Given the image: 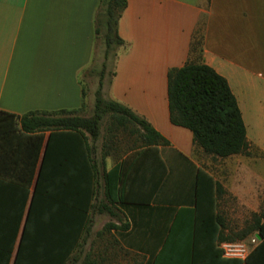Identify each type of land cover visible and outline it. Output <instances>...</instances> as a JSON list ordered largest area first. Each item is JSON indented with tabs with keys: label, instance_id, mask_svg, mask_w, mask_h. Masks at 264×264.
Returning <instances> with one entry per match:
<instances>
[{
	"label": "crops",
	"instance_id": "crops-1",
	"mask_svg": "<svg viewBox=\"0 0 264 264\" xmlns=\"http://www.w3.org/2000/svg\"><path fill=\"white\" fill-rule=\"evenodd\" d=\"M127 1L119 33L129 47L114 63L106 99L145 118L169 145L158 148L167 168L160 186L157 175L147 183L136 153L119 161L112 154L106 158L108 170L125 163L127 174L137 178L129 180V196L149 199L146 206L123 209L130 228L119 232V241L142 258L140 264H152L160 252L165 255L157 264H244L218 255L221 245L187 256L181 243L174 260L166 261L170 248L166 251L164 244L178 211L195 208L199 170L221 183L238 205L250 206L254 215L264 210V0ZM99 5L100 0H0V159L6 154V137L15 135L2 121V113L80 111L87 103L82 74L99 54L95 38ZM200 35L201 62L228 82L252 147L250 156H233L241 164L229 174L245 171L244 179L251 175V187L242 179L232 187L207 169V155L194 145L192 132L170 121L168 73L195 58L191 46ZM101 141L94 155L100 166ZM13 148L11 142L9 150ZM246 194L251 201L245 200ZM20 235L21 230L18 239Z\"/></svg>",
	"mask_w": 264,
	"mask_h": 264
},
{
	"label": "trees",
	"instance_id": "trees-1",
	"mask_svg": "<svg viewBox=\"0 0 264 264\" xmlns=\"http://www.w3.org/2000/svg\"><path fill=\"white\" fill-rule=\"evenodd\" d=\"M127 6V0H100L95 38L104 47V63L92 116L80 114L85 102L80 111L23 116L2 113V121L13 127L15 135L6 137V154L0 159V264H113L110 249L125 250L119 240L113 238L112 248L107 245L84 252L93 215L115 218L118 209L146 206L149 199L129 196V180L136 177L127 174L125 163L108 170L106 158L112 154L119 161L123 155L136 153L141 157L138 167L147 175V183L157 175L158 186L167 173L158 148L168 146V140L145 118L103 94L110 57L114 55L116 61L129 47L119 33ZM202 52L200 35L191 46V57L195 58L168 73L170 121L190 130L194 145L209 157L250 156L252 147L237 99L228 82L201 62ZM91 72L88 68L82 75ZM83 96L86 99L84 85ZM105 123L108 126L102 139L100 166L94 155ZM11 142L15 143L13 150H9ZM227 194L221 183L199 170L195 208L178 211L164 244L166 251L170 248L166 261L174 260V250L180 243L185 255L190 256L200 248L212 250L223 242L258 234L261 241L245 264H264V213L254 215V221L241 232L227 234V220L219 210ZM129 228L128 221L109 223L98 236L105 241L112 231ZM216 253L220 255L222 250ZM164 255H155L151 263L157 264Z\"/></svg>",
	"mask_w": 264,
	"mask_h": 264
},
{
	"label": "rangeland",
	"instance_id": "rangeland-1",
	"mask_svg": "<svg viewBox=\"0 0 264 264\" xmlns=\"http://www.w3.org/2000/svg\"><path fill=\"white\" fill-rule=\"evenodd\" d=\"M98 56L94 63L89 68L93 70L90 74L82 75L83 85L86 89V112L81 115L84 117H90L93 115L94 106H95V94L99 87L100 72L102 70V65L104 63V47L100 45L98 47ZM115 58L114 55L110 57L108 62V69L105 76V86H104V97L108 98L109 92V83L112 78V71L114 70ZM108 123H105L102 128V139L106 134ZM102 142V141H101ZM100 142V144H101ZM236 157L227 158V159H214L207 156L205 167L209 169L214 174H219L224 178V181L230 184L232 187H237L240 183L239 181L244 180V184H249L251 187L252 183L248 176L247 180L245 171L240 170L238 174H229L230 169L238 166ZM264 161V160H263ZM249 179V180H248ZM245 200L251 201V195H245ZM220 212L225 216L227 220V229L233 231L234 233H239L242 230L246 229L252 221H254V214L252 213L251 207L248 205H238L234 197L225 196L220 201ZM264 213V210L262 211ZM117 217L113 218L107 214H94L93 215V227L91 230V235L88 239V242L84 248V252L90 251L91 249H103L102 247L110 246L113 247V238L119 240V232L112 231L111 234L105 236L106 240L102 241L99 239L98 233L103 231L104 227L109 224L118 225L120 221H125V213L119 210L117 211ZM119 248V247H118ZM109 258L113 264H140L142 258L136 254H127L125 250L120 249H110Z\"/></svg>",
	"mask_w": 264,
	"mask_h": 264
},
{
	"label": "built area",
	"instance_id": "built-area-1",
	"mask_svg": "<svg viewBox=\"0 0 264 264\" xmlns=\"http://www.w3.org/2000/svg\"><path fill=\"white\" fill-rule=\"evenodd\" d=\"M260 243L258 234L236 242H223L221 244L222 255L227 259L239 260L245 264L252 250Z\"/></svg>",
	"mask_w": 264,
	"mask_h": 264
}]
</instances>
